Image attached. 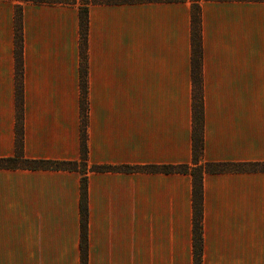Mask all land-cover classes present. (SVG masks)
<instances>
[{
  "label": "crops",
  "instance_id": "1",
  "mask_svg": "<svg viewBox=\"0 0 264 264\" xmlns=\"http://www.w3.org/2000/svg\"><path fill=\"white\" fill-rule=\"evenodd\" d=\"M202 161L264 164V0H201ZM21 8V106L14 20ZM191 0L91 4L86 264H193ZM81 0H0V159L80 161ZM82 172L0 168V264H80ZM201 264H264V171L204 173Z\"/></svg>",
  "mask_w": 264,
  "mask_h": 264
},
{
  "label": "trees",
  "instance_id": "2",
  "mask_svg": "<svg viewBox=\"0 0 264 264\" xmlns=\"http://www.w3.org/2000/svg\"><path fill=\"white\" fill-rule=\"evenodd\" d=\"M34 3H61L74 4L75 0H22ZM82 6L79 8L80 22V161H50V160H28L21 155V124L18 120L16 126V155L13 158L0 159V168H14L16 166L28 167L33 169L46 170H70L81 171V193H80V264H86V116H87V97L86 93V33H87V9L91 4H99L113 1L126 0H81ZM136 1H168V0H136ZM184 1V0H177ZM201 0H191V81H192V160L190 165L181 166H137V167H112V166H91L90 170L95 172H151V173H185L192 176V235H193V264H201L202 257V178L204 173H220L228 171H264V164L247 163H210L202 161V50H201V27H200V8ZM227 1V0H212ZM241 1H262V0H241ZM14 20V56L16 61V105L21 106V78H22V29H21V8L16 6Z\"/></svg>",
  "mask_w": 264,
  "mask_h": 264
}]
</instances>
